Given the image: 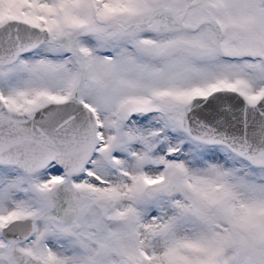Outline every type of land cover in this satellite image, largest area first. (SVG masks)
<instances>
[{
    "label": "snow or ice",
    "instance_id": "6c2138e0",
    "mask_svg": "<svg viewBox=\"0 0 264 264\" xmlns=\"http://www.w3.org/2000/svg\"><path fill=\"white\" fill-rule=\"evenodd\" d=\"M0 264H264V0H0Z\"/></svg>",
    "mask_w": 264,
    "mask_h": 264
}]
</instances>
